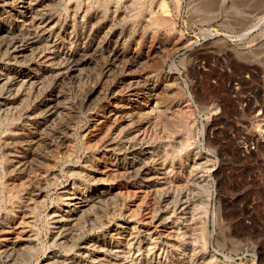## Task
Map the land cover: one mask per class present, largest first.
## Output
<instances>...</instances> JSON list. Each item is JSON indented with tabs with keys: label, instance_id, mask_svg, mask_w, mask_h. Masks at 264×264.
Wrapping results in <instances>:
<instances>
[{
	"label": "rangeland",
	"instance_id": "rangeland-1",
	"mask_svg": "<svg viewBox=\"0 0 264 264\" xmlns=\"http://www.w3.org/2000/svg\"><path fill=\"white\" fill-rule=\"evenodd\" d=\"M0 63V264L121 230L132 264H264V0H0Z\"/></svg>",
	"mask_w": 264,
	"mask_h": 264
},
{
	"label": "bare ground",
	"instance_id": "bare-ground-1",
	"mask_svg": "<svg viewBox=\"0 0 264 264\" xmlns=\"http://www.w3.org/2000/svg\"><path fill=\"white\" fill-rule=\"evenodd\" d=\"M94 1V0H93ZM130 1V0H129ZM159 1V0H158ZM79 2V1H78ZM90 2V1H89ZM96 2V1H95ZM102 2H104V1H102ZM115 2V1H114ZM137 2V1H136ZM135 2V3H136ZM139 2V1H138ZM67 3V2H66ZM105 3V2H104ZM125 3V2H124ZM129 3V2H128ZM72 4V3H71ZM138 4V3H137ZM159 4V3H158ZM101 5V4H100ZM104 5V4H103ZM106 5V4H105ZM136 5V4H135ZM160 6V5H159ZM78 7V6H77ZM91 7V6H90ZM99 7V6H98ZM133 7V6H132ZM161 7V6H160ZM163 7V6H162ZM89 8V7H88ZM121 8V7H120ZM131 8V7H130ZM134 8H136V7H134ZM25 9V8H24ZM122 9V8H121ZM88 10V9H87ZM159 10V9H158ZM89 11V10H88ZM131 11V10H130ZM130 11H129V13H130ZM136 11V10H135ZM138 11V10H137ZM133 12V11H132ZM146 12V11H145ZM162 12V11H161ZM128 13V14H129ZM135 13V12H134ZM132 14V13H131ZM139 14V13H138ZM157 14V13H156ZM35 15V14H34ZM105 15V14H104ZM120 15V14H119ZM81 16V15H80ZM85 16V15H84ZM132 16H134V14L132 15ZM138 16V15H137ZM153 16V15H152ZM118 17V16H117ZM128 17V16H127ZM154 17V16H153ZM158 17H160V16H158ZM151 19V18H150ZM156 19V18H155ZM161 20L163 19V18H160ZM158 20V19H157ZM161 20H159V21H161ZM170 20V19H169ZM90 21V20H89ZM155 21V20H154ZM125 22V21H124ZM143 22V21H142ZM141 22V23H142ZM150 22V21H149ZM154 23H156V22H154ZM99 24V23H98ZM149 24V23H148ZM147 24V25H148ZM156 24H159L158 22L156 23ZM156 24H155V26H156ZM40 25V24H39ZM96 25V24H95ZM154 25V24H153ZM38 26V25H37ZM123 27V26H122ZM147 27V26H146ZM150 27V26H149ZM108 28V27H107ZM134 28V27H133ZM151 28V27H150ZM127 29V28H126ZM156 29V28H155ZM145 30V29H144ZM19 31V30H18ZM103 31H105V30H103ZM118 32V31H117ZM170 32V31H169ZM40 33V32H39ZM128 35V34H127ZM122 36V35H121ZM151 37V36H150ZM22 40V39H21ZM2 42H3V40H2ZM20 42V41H19ZM43 42V41H42ZM13 46H14V44H13ZM15 47V46H14ZM5 48V47H4ZM16 48H17V46H16ZM40 48V47H39ZM12 49V48H11ZM11 49L9 48V50L11 51ZM19 51V50H18ZM25 52V51H24ZM39 53H41V52H39ZM16 54V53H15ZM18 55V54H17ZM5 56V55H4ZM83 56V55H82ZM58 59V58H57ZM7 61V60H6ZM23 61V60H22ZM22 63V62H21ZM1 64V63H0ZM56 66V65H55ZM62 72H64V71H62ZM76 73V72H75ZM79 74V73H78ZM17 77V76H16ZM21 84H22V82H21ZM3 86V85H2ZM29 89V88H28ZM23 92V91H22ZM18 93V92H17ZM20 93V92H19ZM14 96V95H13ZM19 99V98H18ZM13 105V104H12ZM9 106V105H8ZM10 107V106H9ZM12 107H14V106H12ZM4 109V108H3ZM8 109V108H7ZM12 110V109H11ZM259 110V109H258ZM262 110H264V109H262ZM259 112V111H258ZM129 113V112H128ZM258 114V113H257ZM256 114V115H257ZM259 115V114H258ZM264 115V114H263ZM126 116V115H125ZM115 117V116H114ZM264 117V116H263ZM254 130V129H253ZM134 136V135H133ZM247 138H249V137H247ZM249 139H253V137H251V138H249ZM26 140V139H25ZM140 142V141H139ZM138 143V142H137ZM141 144V143H140ZM145 145V144H144ZM245 148L247 149V147L245 146ZM136 150V149H135ZM147 151V150H146ZM204 160V159H203ZM141 161V160H140ZM147 162V161H146ZM201 162V161H200ZM151 163V162H150ZM199 163V162H198ZM204 165V164H203ZM135 167H136V165H135ZM199 167V166H198ZM203 167V166H202ZM195 168V167H194ZM138 169V168H137ZM166 171V170H165ZM128 172V171H127ZM200 172V171H199ZM124 173V172H123ZM146 173V172H145ZM57 174V173H56ZM199 174V173H198ZM151 176V175H150ZM158 176V175H157ZM168 176V175H167ZM88 177V176H87ZM198 177H199V175H198ZM168 180V179H167ZM201 180V179H200ZM205 181V180H204ZM166 182V181H165ZM143 183V182H142ZM182 183V182H181ZM197 184V183H196ZM195 184V185H196ZM168 185V184H167ZM194 185V186H195ZM83 186V185H82ZM158 187V186H157ZM169 187V186H168ZM202 187V186H201ZM184 188V187H183ZM167 189V188H166ZM66 190V189H65ZM72 190V189H71ZM141 190V189H140ZM107 192V191H106ZM113 192V191H112ZM193 192V191H192ZM196 192V191H195ZM71 193V192H70ZM103 193V192H102ZM156 193V192H155ZM75 194V193H74ZM73 194V195H74ZM191 196V195H190ZM74 197V196H73ZM105 197V196H104ZM68 199V198H67ZM75 202L74 203H72L71 205H70V207L65 211V215H64V217L63 218H61L60 220H58V222H56L57 223V231H59V233L60 234H58V235H61L62 237H64V238H67L68 237V234L70 235L71 234V232L69 233L68 231H70V229L71 228H73L74 226H76L77 225V223H79V221H80V217H81V215H82V212H85V211H87V210H90V208L92 207V206H94V204H97V202H98V200L100 199V195H99V193L98 194H95V193H91V194H83V195H76L75 196ZM198 199V198H197ZM168 201H169V199H168ZM186 201V200H185ZM184 201V202H185ZM70 202H72V201H70ZM109 202V201H108ZM184 202L182 201V203H181V208L183 209V210H185V207H186V205L184 204ZM194 203V202H193ZM192 204V203H191ZM198 205V204H197ZM111 206V205H110ZM193 206V205H192ZM201 206V205H200ZM109 207V206H108ZM113 207V206H112ZM179 207H180V205H179ZM199 207V206H198ZM101 209V208H100ZM156 209V208H155ZM197 209V208H196ZM191 210V209H190ZM197 211V210H196ZM100 212V211H99ZM86 213V212H85ZM190 214H191V212H189ZM61 213H59V216H61L60 215ZM86 215H87V213H86ZM95 215V214H94ZM126 215V214H125ZM169 215V214H168ZM105 216V215H104ZM133 216V215H132ZM162 216V215H161ZM165 216V215H164ZM86 217V216H85ZM88 217V216H87ZM169 217V216H168ZM167 217V218H168ZM91 218V217H90ZM189 218V217H188ZM162 219H163V217H162ZM97 220V219H96ZM99 220V219H98ZM124 220V219H123ZM160 220V219H159ZM168 220V219H167ZM195 220V219H194ZM81 222V221H80ZM127 222V221H126ZM142 222V221H141ZM170 222H171V220H170ZM197 222H199V221H197ZM26 223V222H25ZM148 223V222H147ZM166 223V222H165ZM30 224V223H29ZM52 224V223H51ZM85 224V223H84ZM98 224V223H97ZM111 224V223H110ZM172 224V223H171ZM195 224V223H194ZM100 225V224H99ZM139 225V224H138ZM156 225H158V224H156ZM186 225V224H185ZM78 226V225H77ZM76 226V227H77ZM94 226V225H93ZM122 226V225H121ZM172 227H173V225H171ZM170 226V227H171ZM87 227V226H86ZM96 227V226H95ZM164 227V226H163ZM167 227V226H166ZM191 227H193V226H191ZM22 229V228H21ZM20 229V230H21ZM82 229V228H81ZM188 229V228H187ZM71 230H73V229H71ZM74 230H76V229H74ZM167 230V229H166ZM170 230H172V229H170ZM174 230H175V227H174ZM173 230V231H174ZM177 230V229H176ZM79 231V230H78ZM145 231V230H144ZM74 232V231H73ZM76 232V231H75ZM110 232V231H109ZM116 233H115V235H116V238H113V237H109L108 239H104V240H91V242H90V245H88V248H87V250H86V253H84V255H82V256H84V257H82L78 262H75V261H69L68 263L66 262L65 263V261L64 260H61L60 258V260L58 261V263L59 264H81L80 262H82V261H87V263L88 264H95L94 263V261H97L96 259H98V258H101L102 256H103V263L104 264H114V262H113V260L111 259V258H109V257H107L106 255H114V257L116 258V260L118 259L119 260V263L118 264H132V262H127V261H125L124 260V257H126V255L123 257V255H122V253L124 252L123 250L124 249H126V248H128L127 247V245H126V243L124 244L123 243V247H122V249H119V247H120V244H118V241L119 242H123L125 239H126V237H127V234H126V232L125 231H123V230H121V231H115ZM57 233V232H56ZM81 233V232H80ZM171 233V232H170ZM75 234V233H74ZM74 234H73V236H74ZM155 234V233H154ZM182 234H184V233H182ZM56 235V234H55ZM104 235V234H103ZM114 235V236H115ZM142 235V234H141ZM180 235V234H179ZM35 236V235H34ZM71 236V235H70ZM72 236V237H73ZM145 236V235H144ZM158 236V235H157ZM182 236V235H181ZM27 237V236H26ZM72 237H69V238H72ZM178 237V236H177ZM191 237V236H190ZM25 238V237H24ZM60 238V237H59ZM95 238V237H94ZM146 238V237H145ZM196 238V237H195ZM115 239V240H114ZM143 239V238H142ZM152 240H153V238H151ZM185 239V238H184ZM190 239V238H189ZM128 240V239H127ZM130 240V239H129ZM149 240V239H148ZM191 240V239H190ZM17 241V240H16ZM24 241V240H23ZM53 241V240H52ZM136 241V240H135ZM164 241V240H163ZM166 241V240H165ZM175 241V240H174ZM195 241V240H194ZM142 242V241H141ZM148 242V241H147ZM154 242V241H153ZM185 242V241H184ZM190 242V241H189ZM22 243V242H21ZM70 243V242H69ZM128 243V242H127ZM131 243V242H130ZM152 243V242H151ZM192 243V242H191ZM122 244V243H121ZM136 244V243H135ZM190 244V243H189ZM13 246H16V245H18V243H14V244H12ZM11 245V246H12ZM21 245V244H20ZM23 245V244H22ZM129 245V244H128ZM148 244L146 243L145 244V246H147ZM154 245V244H153ZM186 245V244H185ZM12 246V247H13ZM63 246V245H62ZM130 246H131V244H130ZM148 246H150V243H149V245ZM174 246V245H173ZM180 246H182V245H180ZM27 247V246H26ZM142 247V246H141ZM153 247H155V246H153ZM190 247V246H189ZM146 248V247H145ZM192 248V247H191ZM16 250H17V248H15ZM71 249V248H70ZM129 249V248H128ZM127 249V250H128ZM179 249H181V248H179ZM184 249L185 248H183V251H184ZM187 249V248H186ZM4 250V249H3ZM8 250V249H7ZM6 250V251H7ZM23 250V249H22ZM142 250V249H141ZM148 250H150V249H148ZM5 251V250H4ZM3 251V252H4ZM9 251V250H8ZM13 251V250H12ZM169 251V250H168ZM187 252L189 251V252H192L193 250L192 249H189V250H186ZM11 252V251H10ZM144 252H147V251H144ZM182 252V251H181ZM8 253V252H7ZM7 253H4V255L3 256H5L6 257V260L9 262V261H12L13 260V257H12V254L11 253H9V254H7ZM133 253V252H132ZM135 253V252H134ZM2 254V253H1ZM151 254V253H150ZM150 254H149V258H150ZM188 254V253H187ZM189 254H192V253H189ZM18 255H19V253H18ZM25 255V254H24ZM139 255V254H138ZM152 256V255H151ZM190 256V255H189ZM4 257V258H5ZM70 257V256H69ZM211 257V256H210ZM84 258V259H83ZM190 258V257H189ZM3 259V258H2ZM31 259V258H30ZM51 259V258H50ZM110 259L112 260V261H110ZM147 259V258H146ZM259 259V258H258ZM67 260V259H66ZM99 260H101V259H99ZM115 260V261H116ZM130 260H132V259H130ZM202 260V259H201ZM50 261V260H49ZM102 261V260H101ZM136 261V260H135ZM149 261V260H148ZM190 261V260H189ZM6 262V261H5ZM99 262V261H98ZM262 262V261H261ZM57 263V264H58ZM102 263V264H103ZM135 263V262H134ZM133 263V264H134ZM141 263V262H140ZM153 263H154V261H153ZM189 263H191V262H189ZM48 264V263H47ZM115 264H117V263H115ZM136 264H138V262L136 263ZM145 264V263H144ZM194 264H196V263H194ZM208 264V263H207Z\"/></svg>",
	"mask_w": 264,
	"mask_h": 264
},
{
	"label": "built area",
	"instance_id": "built-area-1",
	"mask_svg": "<svg viewBox=\"0 0 264 264\" xmlns=\"http://www.w3.org/2000/svg\"><path fill=\"white\" fill-rule=\"evenodd\" d=\"M262 100H264V98L262 99ZM258 107H260V106H258ZM261 108V107H260ZM263 109H264V102H263V107H262ZM262 135H264V134H262ZM242 141V139L239 141V142H241ZM254 143H252V142H250V141H247L246 142V144H245V146L246 147H248L249 145L251 146V145H253ZM251 147H253V146H251ZM248 149V148H247Z\"/></svg>",
	"mask_w": 264,
	"mask_h": 264
}]
</instances>
